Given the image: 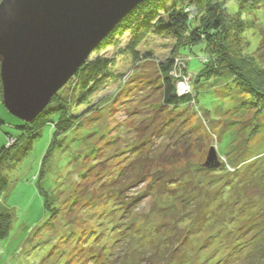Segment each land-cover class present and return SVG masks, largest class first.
Segmentation results:
<instances>
[{
    "label": "rangeland",
    "instance_id": "374dc122",
    "mask_svg": "<svg viewBox=\"0 0 264 264\" xmlns=\"http://www.w3.org/2000/svg\"><path fill=\"white\" fill-rule=\"evenodd\" d=\"M253 1L261 7L242 12L236 1L225 5L247 26L243 37L231 33L228 46L242 72L264 87V47L263 54L256 49L264 39V0ZM133 30L118 31L90 53L87 61H107L105 85L85 96V85L70 78L45 108L50 121L37 135L1 96L0 150L9 137L18 144L2 170L0 210L11 215V225L0 239V264H252V245L264 250L257 222L264 224L262 100L254 103L253 94L240 91L229 68L200 76L207 65L195 47L179 95L196 99L169 111L161 86L155 87L161 83L157 62L171 55L173 42L148 35L136 60L128 50ZM189 55L184 48L177 60ZM228 57L222 66H229ZM60 108L77 125L57 134L51 122L60 115L50 111ZM177 118L184 120L180 128ZM211 146L219 165L209 169L204 163ZM109 192L115 201L106 205ZM247 222L255 225L245 231ZM90 228L102 230L100 238L85 234ZM253 238L259 240L251 245Z\"/></svg>",
    "mask_w": 264,
    "mask_h": 264
},
{
    "label": "trees",
    "instance_id": "16d2710c",
    "mask_svg": "<svg viewBox=\"0 0 264 264\" xmlns=\"http://www.w3.org/2000/svg\"><path fill=\"white\" fill-rule=\"evenodd\" d=\"M229 1H236L239 5L240 10L243 12L246 9L251 8L254 4L256 7H261L259 3L253 0H144L140 4H138L132 11H130L109 33V35L103 39V41H109L113 39V36L120 30L133 29L135 36L131 40L128 45V50L132 53L133 58L138 59V46L142 43L144 39L148 37V35H156L163 38L170 39L172 44L173 51L170 53L171 55L166 57L164 61L157 62L159 77L161 78V83L155 89H158L161 86L162 93V106L168 107V110H173L174 108H181L182 106L187 105L190 100L193 98L196 99V95H193L191 98L190 95H179L177 92V83L182 76L188 73V62L193 58L192 50L195 47H200V50L203 52L202 55L196 56L199 62L206 66V70L200 74L206 76L218 75V71L221 68H224L230 72L234 81L237 83L236 87L240 91H245L253 94L255 97L254 103L258 101L261 102V107L264 108V87L263 83H255L247 76L244 72H242L241 68L238 67L237 63L231 59V51L233 48L228 46L229 37L231 33L239 34L240 37H243V32L247 28L245 26V20L242 19L241 14L237 16H232L226 13L225 5ZM1 2V0H0ZM256 2V3H255ZM136 14L135 23L133 24V28L131 27V15ZM244 21V23H243ZM260 36L261 29H258ZM261 38H264L263 36ZM264 40V39H263ZM260 39L258 47L260 48L259 53H262V47H264V41ZM103 41L97 46L98 48L102 47ZM263 41V45L260 44ZM249 45V43H247ZM177 48L179 51L177 52ZM188 48L190 49V55L188 59L184 62L177 60V53L180 54V50ZM258 52V51H256ZM233 53V52H232ZM259 54V56H261ZM230 55L231 63L229 66H222L220 61L228 59ZM152 58L151 55L146 57L145 60ZM107 61L96 59L95 61H87L83 64L79 70L71 77L74 78L77 82H82L85 86V96L87 93L89 95L93 94L103 85H105L107 79L109 78L107 71H104V67L107 64ZM93 72L94 75H87V73ZM86 74V76H84ZM179 75V77H178ZM220 75V74H219ZM199 77V76H198ZM195 80V79H194ZM92 84V85H91ZM242 86L243 89L240 87ZM236 89V88H235ZM236 89V90H238ZM196 94V93H195ZM88 95V96H89ZM2 96L1 91V83H0V100ZM261 99V100H260ZM53 101V100H52ZM253 101V100H252ZM256 101V102H255ZM85 100L81 101L79 105H82ZM253 103V102H252ZM198 105V104H197ZM49 106V105H48ZM257 111L259 107H256ZM47 109V108H46ZM46 109L43 110L31 123V128L27 125L25 128L33 135H37L38 131L41 127L49 122L50 120L47 118L49 113H46ZM200 111V108H198ZM194 111V110H193ZM57 112L60 115V118L57 122H51L52 127L55 129L57 134L67 132L72 127L77 124H74V117L69 115L67 109L60 108L52 109L50 113ZM195 112V111H194ZM168 114H165V116ZM172 119H168L170 122ZM177 128L184 123V120L179 121L177 118ZM175 124V123H174ZM180 124V126H179ZM166 125H163V129H165ZM169 130V126L166 127ZM165 129V130H166ZM191 128H188V130ZM187 132V129H184L183 133ZM14 140L12 143L9 141ZM18 140L13 139V137H9L7 146L3 147L0 150V195L3 193L6 187V181L2 177V170L9 158L12 156L14 151L17 148ZM214 168V167H213ZM212 169V168H209ZM257 175V173H256ZM101 186V185H100ZM111 195H113L111 197ZM116 194L108 193L106 202L104 204L108 205L115 201ZM89 202L90 200L87 199ZM46 207L49 208L50 198L47 196L46 198ZM130 204H128L129 206ZM89 210V206L87 207ZM126 210V209H125ZM87 211V210H85ZM84 211V212H85ZM102 213L103 219L106 221L110 220L107 218V213L104 214V211H98ZM131 210L128 208V213ZM208 212V211H207ZM208 214V213H206ZM129 216V214H128ZM260 224L261 231L264 233V224L262 221H257ZM253 224V225H251ZM11 225V215L4 210H0V239H3L7 236L10 230ZM255 223L247 222L243 227L248 231L254 226ZM115 228L113 225L110 229L112 231ZM79 229H82L81 227ZM84 229V228H83ZM102 229V228H100ZM241 229V227L239 228ZM81 231V230H80ZM92 233L91 236L96 235V237L100 238V234L102 230L98 233L95 232L92 228L88 229L85 234ZM83 233V232H80ZM90 235V234H89ZM89 235H86L90 238ZM243 235H237V237H243ZM97 238H94L95 240ZM186 233L184 236V240L186 239ZM259 240L258 238H253V241ZM88 244L90 239L87 240ZM259 242V241H258ZM257 246V245H256ZM256 246L252 245V249L250 257L252 260V264H264V250L262 252H257ZM91 245L89 244L90 248ZM102 248V251L100 250ZM99 253H103L104 246L98 244ZM85 262V261H84Z\"/></svg>",
    "mask_w": 264,
    "mask_h": 264
},
{
    "label": "water",
    "instance_id": "95a60500",
    "mask_svg": "<svg viewBox=\"0 0 264 264\" xmlns=\"http://www.w3.org/2000/svg\"><path fill=\"white\" fill-rule=\"evenodd\" d=\"M144 0H2V102L31 123L90 53ZM210 147L205 167L219 165Z\"/></svg>",
    "mask_w": 264,
    "mask_h": 264
},
{
    "label": "built area",
    "instance_id": "2783aa9c",
    "mask_svg": "<svg viewBox=\"0 0 264 264\" xmlns=\"http://www.w3.org/2000/svg\"><path fill=\"white\" fill-rule=\"evenodd\" d=\"M179 63L181 64V62H179ZM178 77H179V75H178ZM186 78H189L188 74L182 76L181 78L179 77L180 80L177 83V92H178V94L181 93L182 90H185V88H186L185 85H186V83H188V81H186Z\"/></svg>",
    "mask_w": 264,
    "mask_h": 264
}]
</instances>
